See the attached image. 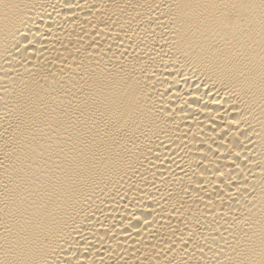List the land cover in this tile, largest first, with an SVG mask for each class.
I'll return each instance as SVG.
<instances>
[{
	"label": "bare ground",
	"instance_id": "6f19581e",
	"mask_svg": "<svg viewBox=\"0 0 264 264\" xmlns=\"http://www.w3.org/2000/svg\"><path fill=\"white\" fill-rule=\"evenodd\" d=\"M0 264H264V0H0Z\"/></svg>",
	"mask_w": 264,
	"mask_h": 264
}]
</instances>
